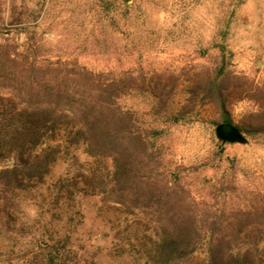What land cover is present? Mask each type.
Wrapping results in <instances>:
<instances>
[{
    "label": "trees",
    "instance_id": "trees-1",
    "mask_svg": "<svg viewBox=\"0 0 264 264\" xmlns=\"http://www.w3.org/2000/svg\"><path fill=\"white\" fill-rule=\"evenodd\" d=\"M25 41L0 34V162L12 161L0 169L1 227L14 232L26 198H49L42 208L51 214L42 226H58L73 221L77 196H98L127 227L146 264H264V191H255L247 208L218 209L196 196L186 179L206 164L174 161L155 122L174 113L184 92L178 114L211 104L217 123L234 124L232 107L246 103L236 126L264 135V77L230 69L225 46L220 59L175 74L89 64L80 53L53 52L40 38ZM137 94L155 99L150 110L127 104ZM60 160L69 172L47 184ZM218 183L224 188V176ZM68 243V233L44 239L34 263L70 264ZM203 247L206 256L200 257Z\"/></svg>",
    "mask_w": 264,
    "mask_h": 264
},
{
    "label": "rangeland",
    "instance_id": "rangeland-1",
    "mask_svg": "<svg viewBox=\"0 0 264 264\" xmlns=\"http://www.w3.org/2000/svg\"><path fill=\"white\" fill-rule=\"evenodd\" d=\"M0 19V34L20 44L31 36L40 38L53 52L80 53L89 64L169 68L178 74L182 66L220 59L225 46L230 69L264 77V0H0ZM185 80L183 75L179 79L184 88ZM185 97L184 92L176 97L171 116L155 119L164 129L173 160L206 164L186 180L196 196L215 208L249 207L254 192L264 191V135L242 131L247 142L224 143L215 132L216 108L206 104L180 115L177 110ZM126 101L140 111L155 103L148 94ZM245 106L232 107L235 125ZM11 163L1 161L0 169ZM69 168L60 160L47 184L64 177ZM222 176L224 188L218 183ZM48 201L41 196L23 199L14 232L0 226V264H35L36 246L67 233L74 249L70 264H146L136 252L138 243L130 241L127 227L100 197L77 196L73 221L42 226L51 214L42 208ZM197 254L205 257V247Z\"/></svg>",
    "mask_w": 264,
    "mask_h": 264
},
{
    "label": "water",
    "instance_id": "water-1",
    "mask_svg": "<svg viewBox=\"0 0 264 264\" xmlns=\"http://www.w3.org/2000/svg\"><path fill=\"white\" fill-rule=\"evenodd\" d=\"M217 138L224 143H245L247 138L242 130L233 123H218L215 128Z\"/></svg>",
    "mask_w": 264,
    "mask_h": 264
}]
</instances>
